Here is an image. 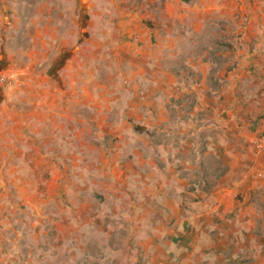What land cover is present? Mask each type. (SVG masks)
I'll return each mask as SVG.
<instances>
[{
    "label": "crops",
    "instance_id": "0c3cea01",
    "mask_svg": "<svg viewBox=\"0 0 264 264\" xmlns=\"http://www.w3.org/2000/svg\"><path fill=\"white\" fill-rule=\"evenodd\" d=\"M110 1L0 0V264H264V0Z\"/></svg>",
    "mask_w": 264,
    "mask_h": 264
},
{
    "label": "rangeland",
    "instance_id": "374dc122",
    "mask_svg": "<svg viewBox=\"0 0 264 264\" xmlns=\"http://www.w3.org/2000/svg\"><path fill=\"white\" fill-rule=\"evenodd\" d=\"M63 1L68 2L69 0H63ZM70 2H72V0H70ZM93 2H95V4L97 5V7H96V8H93V9H90L89 12L93 13V12H95V11H96V12H98V11H106L107 13H109V9H108V7L111 6V5H110V4H111V1H110V0H93ZM75 4H76V3H75ZM81 4H82V3H81V1H80V2H79L80 7L78 6V9H77V7L75 8V9H76V10H75V13L79 15V18H81V16H82V5H81ZM92 15H93V14H92ZM88 18H89V17L87 16V19H88ZM0 29H2V28H0ZM91 29H92V27H91ZM3 75L7 76L8 79H9V81H8V83H6V84H3V83L0 82V85H1V86H4L5 88L11 87L12 84H13V82H14L13 77H11L8 73H3V72H1V73H0V77L3 76ZM15 173H16V172H13V171L7 172V174H8V175H6L7 179H8V177L14 179L15 176H16ZM0 177H1V178L3 177V172H0ZM22 177H23V176H22ZM1 178H0V179H1ZM25 220H26V219H25ZM27 235H29V237H30V236L32 237L33 234H31V232L28 231ZM26 258H28V256H27ZM26 260H27V259L23 260L22 264H33V263H31V262L29 263L28 261L26 262ZM42 264H43V263H42Z\"/></svg>",
    "mask_w": 264,
    "mask_h": 264
},
{
    "label": "built area",
    "instance_id": "2783aa9c",
    "mask_svg": "<svg viewBox=\"0 0 264 264\" xmlns=\"http://www.w3.org/2000/svg\"><path fill=\"white\" fill-rule=\"evenodd\" d=\"M9 79L7 76L3 75L0 77V82L3 84L8 83ZM255 149L258 152H264V133H262L258 138L255 140Z\"/></svg>",
    "mask_w": 264,
    "mask_h": 264
}]
</instances>
